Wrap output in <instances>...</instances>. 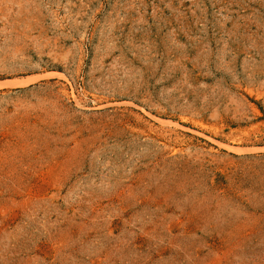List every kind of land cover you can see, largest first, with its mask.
Wrapping results in <instances>:
<instances>
[{
    "label": "rangeland",
    "instance_id": "374dc122",
    "mask_svg": "<svg viewBox=\"0 0 264 264\" xmlns=\"http://www.w3.org/2000/svg\"><path fill=\"white\" fill-rule=\"evenodd\" d=\"M0 84V264H264V0H0Z\"/></svg>",
    "mask_w": 264,
    "mask_h": 264
},
{
    "label": "bare ground",
    "instance_id": "6f19581e",
    "mask_svg": "<svg viewBox=\"0 0 264 264\" xmlns=\"http://www.w3.org/2000/svg\"><path fill=\"white\" fill-rule=\"evenodd\" d=\"M1 85V84H0ZM227 149V148H226ZM229 149V148H228ZM233 150V149H232ZM237 150V149H236ZM237 154V153H236Z\"/></svg>",
    "mask_w": 264,
    "mask_h": 264
}]
</instances>
